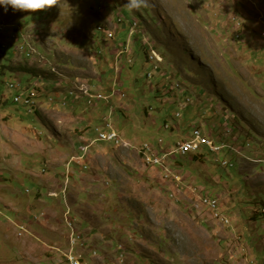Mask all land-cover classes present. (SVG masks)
<instances>
[{"label": "rangeland", "instance_id": "1", "mask_svg": "<svg viewBox=\"0 0 264 264\" xmlns=\"http://www.w3.org/2000/svg\"><path fill=\"white\" fill-rule=\"evenodd\" d=\"M0 23L26 38L0 34V264H66L65 208L85 264H264V0H54ZM195 130L223 150L170 175L138 154Z\"/></svg>", "mask_w": 264, "mask_h": 264}, {"label": "built area", "instance_id": "2", "mask_svg": "<svg viewBox=\"0 0 264 264\" xmlns=\"http://www.w3.org/2000/svg\"><path fill=\"white\" fill-rule=\"evenodd\" d=\"M6 30H17V38L20 37L19 35V25L16 24H10L7 25L6 29H1L2 34ZM21 38V37H20ZM157 55V54H155ZM159 63V62H157ZM156 69V67H155ZM20 82L16 81V83H9V85H6V87L13 91V87H20ZM81 91H88L85 90L83 87H81ZM89 98H95L97 100L103 99L102 96L97 95L94 97L89 93ZM36 97H34V100ZM24 101H31L27 100V94L24 95L22 91H20V94H13V103L14 104H20L24 105ZM190 102V101H187ZM89 103V101H88ZM176 117H179L176 115ZM106 127L110 129L108 132H102L100 131L98 135V141L105 142V143H113L115 144L117 140L120 139L119 135L112 129L110 124H106ZM165 129H167V125L164 126ZM226 134L228 135L231 133L228 129L225 130ZM146 145H153V147L157 148V155H150L149 152H146ZM201 146L209 148L211 152H218L220 150H223V146L215 147L208 139L207 137L203 136L199 130H195L191 137L187 140H183V143H179L178 146H170L165 147L163 144V141L158 139L154 143H148L142 146V151H144V154L148 156V163H145V166L150 167H160L164 170L166 175H170V173H167V161H171L172 158L175 156L184 157L185 153H194L196 152ZM68 174V173H67ZM68 183L67 177L62 186H59L60 195H61V201L65 200V194H66V185ZM50 198H59V194L57 191H51L47 194ZM204 204H213L216 206L215 201H203ZM63 208H65L63 206ZM63 226L65 228V231L67 233V238L65 239V246L61 248L62 251V257L64 258V261L66 264H85V256L89 255L90 248L88 244L84 242V238L79 235V233L75 230H72L69 226V218H71V211L66 210L63 212ZM45 216L44 213L40 214V217ZM34 219V218H33ZM19 227V226H18ZM19 230L17 232V237H22L24 235V232H26L22 227H19ZM119 249V248H118ZM53 250L60 251L59 248H54ZM92 256H95V251H92V253L89 256V259H92ZM91 257V258H90ZM122 259L119 258L117 260L118 263H122Z\"/></svg>", "mask_w": 264, "mask_h": 264}, {"label": "clouds", "instance_id": "3", "mask_svg": "<svg viewBox=\"0 0 264 264\" xmlns=\"http://www.w3.org/2000/svg\"><path fill=\"white\" fill-rule=\"evenodd\" d=\"M53 3L54 0H0V8H3L5 11H7L10 8L14 12L19 11V12L32 14L51 8ZM146 3L147 0H125V6L130 10L144 6ZM52 74H56V73H52ZM170 146L171 145L165 147H170ZM80 159H82V157H80L78 160Z\"/></svg>", "mask_w": 264, "mask_h": 264}, {"label": "bare ground", "instance_id": "4", "mask_svg": "<svg viewBox=\"0 0 264 264\" xmlns=\"http://www.w3.org/2000/svg\"><path fill=\"white\" fill-rule=\"evenodd\" d=\"M10 24H16V25H18L17 23H0V34H2V31H1V29H6L7 28V25H10ZM9 31H11V38H17V30H9ZM19 35H20V37L23 39V40H26V38L22 35V33H21V31H20V28H19ZM30 39V38H29ZM28 40V39H27ZM25 43H27V41L25 42ZM30 43H31V41H30ZM26 46V45H25ZM28 47L29 48H32V46H30L29 44H28ZM21 48H23V47H21ZM33 49V48H32ZM21 50V49H20ZM19 51V50H18ZM30 52H32V50H30L29 49V53H27V55H26V57H30ZM4 83H6V82H4ZM13 89H14V87H13ZM7 90H8V88H7ZM15 90V89H14ZM17 92H19V91H17ZM14 94V93H13ZM15 94H16V92H15ZM37 93H36V91H33V92H30L29 94H27V100H31L30 102L33 104V105H31V104H29L28 102L29 101H24V105L23 106H25V105H30L31 106V108L29 109V112H34L35 111V108H36V110H37V104L35 103V101H34V97H37ZM32 107H34V108H32ZM179 143H183V140L182 141H177V142H175V143H173L171 146H178L179 145ZM122 146V147H128V143H123L122 141H121V139H119V140H117V142L114 144V147L115 148H118V146ZM146 152H149V154L150 155H157V148L156 147H153V146H150V145H146ZM138 154L140 155V157H141V159H143V156L144 157H146L147 158V160H148V156H146L145 154H144V151H142V147H141V149L138 151ZM188 154H190V153H185V156H187ZM191 154H193V153H191ZM144 160V159H143ZM167 169H168V167H167ZM212 201H214V200H212ZM207 206H210L211 208H215V205H213V204H207ZM215 214V213H214ZM221 214V213H220Z\"/></svg>", "mask_w": 264, "mask_h": 264}, {"label": "crops", "instance_id": "5", "mask_svg": "<svg viewBox=\"0 0 264 264\" xmlns=\"http://www.w3.org/2000/svg\"><path fill=\"white\" fill-rule=\"evenodd\" d=\"M78 88H79V87H78ZM78 88L76 87L77 91H79ZM54 110H55L56 112H60V109L57 108V107H56ZM226 129H227V128H226ZM14 134H15V132H13L11 136H13ZM222 136H223L224 139L228 137V136H227V137L225 136V130L222 132ZM49 181H50V180H46V182H49ZM47 184H49V183H47ZM16 213H17V212H16ZM16 213H15V214H16ZM22 219H23V218H22ZM6 232H7V231H6Z\"/></svg>", "mask_w": 264, "mask_h": 264}, {"label": "trees", "instance_id": "6", "mask_svg": "<svg viewBox=\"0 0 264 264\" xmlns=\"http://www.w3.org/2000/svg\"><path fill=\"white\" fill-rule=\"evenodd\" d=\"M18 24V23H17ZM19 25V24H18ZM52 73L51 72H49V73H47V72H45L44 73V76L43 77H45V78H50V77H52V75H51ZM16 94H18V92H16Z\"/></svg>", "mask_w": 264, "mask_h": 264}]
</instances>
